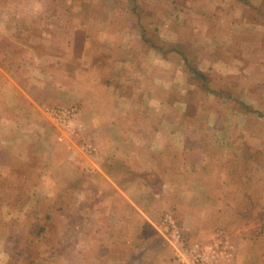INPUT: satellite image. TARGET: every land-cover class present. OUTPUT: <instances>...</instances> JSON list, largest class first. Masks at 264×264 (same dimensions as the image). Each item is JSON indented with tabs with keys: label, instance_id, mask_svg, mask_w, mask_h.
<instances>
[{
	"label": "crops",
	"instance_id": "1",
	"mask_svg": "<svg viewBox=\"0 0 264 264\" xmlns=\"http://www.w3.org/2000/svg\"><path fill=\"white\" fill-rule=\"evenodd\" d=\"M98 6L96 13L92 6L91 10L78 11L76 18L70 20L65 16L69 11L48 5V42L74 43L67 44L68 48L48 44L42 52L36 50L37 45L30 46L10 72L0 64V201L10 200L3 187L13 195L18 193L12 186L16 184L13 170L20 168L29 174L34 167L31 161L39 160L43 153L48 156V130H54L55 152L63 157L48 164L47 175L30 174L23 180L28 206H0V264L9 263L10 257L5 254L8 232L17 231L12 223L31 217L34 226L37 218L43 217L40 224L45 225L52 212L64 209L51 208L50 212L41 213L35 209V200L72 197L76 204L68 211L70 216L79 218V210L86 209L85 204L80 208L81 201L89 200L84 193L88 185L96 187V196H101L99 205L107 201L115 210L121 205L123 209H133L136 203L131 186L137 174L141 177L140 197H149L150 182L144 175L151 176L163 189L173 186L172 194L187 195L196 202L194 223L197 227L202 225L204 233L231 234L236 249L231 264H264V176L260 172L264 163L245 159L246 145L241 141L246 137L244 129L227 128L225 116L222 120L208 113L204 120L201 117L206 113L198 111L192 120H208L202 125L204 130L194 131L195 124L191 126L193 131L186 130L191 98L200 88L198 74L203 85L204 80L226 81L231 77L236 83L242 81L237 88L246 92L260 88V84L264 87V59L263 64L259 63L262 67L256 69L258 75L245 65L251 57L264 56V46L255 42L259 38L264 40V32L260 36L259 32L247 29H264V12L261 19L251 21L246 17V6L256 12L264 10V2L110 0ZM10 16L0 13V35H8ZM22 64L29 78L23 84L16 75ZM249 80L253 82L247 84ZM203 85L205 105L229 104L228 99L240 105L244 102L240 98L243 94L227 99L223 92L215 90L218 88ZM34 91L40 92L39 97ZM43 91L44 98L40 96ZM50 93L53 97L48 96ZM67 102L80 105L79 116L87 129L83 139L92 144L94 151L92 178L85 176L84 170L90 168H85L81 155L73 153L81 147L58 140L55 125L48 118L46 104L58 107ZM233 131H239L241 137L234 138ZM195 137L200 141L198 145ZM171 168L172 179L165 172ZM246 168L254 171L252 177L240 176ZM182 169L188 172L183 173ZM58 170L61 177L52 176ZM3 182L10 187L1 186ZM186 184L188 193L182 189ZM39 185L48 189L37 188ZM38 190L44 193L42 197ZM136 210L141 212L137 207ZM78 218L74 219L75 230L71 228L77 236ZM201 220L204 222L199 223ZM80 239L74 242L77 259L62 252L69 248L61 240L60 252L49 258L48 264H83Z\"/></svg>",
	"mask_w": 264,
	"mask_h": 264
},
{
	"label": "rangeland",
	"instance_id": "2",
	"mask_svg": "<svg viewBox=\"0 0 264 264\" xmlns=\"http://www.w3.org/2000/svg\"><path fill=\"white\" fill-rule=\"evenodd\" d=\"M114 1L115 0H111V2ZM262 1L264 2V0ZM103 2L110 3V0H0V13H10V17L12 19V23L8 29V35H0V64L2 65V68L6 69L7 72H10L12 67H14V64L17 65L20 60L22 61V54L25 53L30 46L37 45L36 50L42 52V50L48 49V44L68 48L67 44L74 43L60 40L48 42V5L49 7L53 6L57 9H66L69 13L65 14V16H67L70 20H74L78 11L84 12L89 9L91 10L92 6L95 7L96 13V9L99 7L98 5ZM263 12V9L254 12L246 6V17L251 21H257L258 18L261 19L260 16ZM119 14L120 13H117V18H119ZM0 26L2 25L0 24ZM203 27L204 26L202 25V30H204ZM13 29H15V31H13ZM247 29L250 30V32H264V29H256L252 28V26ZM247 33H249V31H247ZM260 36H263V34L260 33ZM14 37H16V39ZM256 41H258V44L264 46V40L259 38L255 39V42ZM75 49V47L72 49L73 52ZM2 55L6 57L5 60H3ZM263 59L264 56H256L254 58L251 57L249 60H246L245 65L246 67L249 66L252 71L255 72V75H258L256 69L257 67H262ZM260 62L262 64L259 66ZM21 66L23 67H19L16 75L17 81H20L23 84L26 80H29V78L25 65L22 64ZM197 77L200 79L198 80V78H196L200 88L197 89L196 93L191 98L193 102L190 110L191 112H187L186 114L189 115V125L186 130L188 129V131H193L191 127L193 124H195L194 131L204 130L202 125L205 126L206 122L208 123V120L204 121L208 113H213L222 120L225 116V118H228L226 123L227 128L234 126L235 129H244L246 137L241 141L244 145H246L244 151L245 159L253 158L255 162H258V164L264 163V96H262V93H264V87H261L260 84V88L248 89V92H246L244 89L237 88V84L242 85V81L240 82L239 80V82L236 83V79L231 77L226 81L219 78L214 80V78L212 80L209 79V81H206L205 83L204 80L205 85L218 88L215 90L223 92L222 95H224L227 99L232 96L239 97V95L237 96L238 93L243 94L240 98L244 101L242 103L244 107L238 102H232L230 99L227 100V103L230 102L229 104L209 105L207 103V105H205L204 95L206 89L204 90L202 88L203 81H201V78L198 75ZM248 82L251 84L253 81L249 80L247 81V84H249ZM226 85H230V87H226ZM262 85L264 86V84ZM31 91L29 90L30 93H32ZM255 91L257 95L255 94L254 96ZM34 93H36L39 97V91H34ZM50 95L53 97L54 94H48L49 97ZM40 96L44 98L46 96L45 91H43V94ZM48 96L46 97L47 100ZM52 97L49 101L52 100ZM46 105L48 106V118L50 121L52 120L55 125L54 129L57 131V136H59L58 140L61 139L66 141L68 144L79 146V148L81 147L80 151L73 153L74 155L76 153V156H78L77 154L81 155L80 157L82 159L80 160L83 162L85 168H90L89 170H84L85 173H87L85 176L92 178L94 176V171L92 170L93 161L91 158L93 157L94 151L92 144L83 139L85 138V132L87 129L84 127L79 116L81 113L79 107L80 105L71 102L58 104V107H53L48 104ZM61 108L65 110L74 108L76 110L74 119L67 123V125L61 124L63 122H60V118H58L53 112L54 110ZM198 111L203 115L205 113L206 114L204 117H201L204 119L203 121L194 123L192 117L194 118L196 112ZM7 114L10 115V112H7ZM242 117H245V120H243ZM189 126L191 128H189ZM51 132L48 130V156L43 153L39 160H36L35 162L31 161L32 165L34 164V167L31 168L32 171L28 169L29 174L27 171H23L20 168L17 171L13 170L14 172H11L12 177L15 178L13 181L16 182L15 185H11L14 186V188H17L16 190H18V193L13 195L11 191L4 190L3 187L5 196L9 194L8 198L10 200L6 201L5 199L4 201H0V206L11 205L13 208L28 206L30 201L26 200L27 190L25 191L26 187L23 186V180L30 174L41 177L45 174L47 175L49 170L48 164L53 163L52 161L54 160H60L63 158L61 153L55 152V137L53 135L56 136V134L53 129ZM233 132L234 138L241 137L238 134L239 131ZM195 138L197 140L196 145H198L200 141L198 137ZM188 146L189 145L187 144V147ZM78 169L82 170L81 167ZM159 171L162 172L161 169ZM181 171L183 173L188 172L186 169H182ZM59 172H61V170L54 171L52 176L61 177ZM165 172L169 173V178L172 179L173 169L171 168L169 170H165ZM253 172L254 171L251 169L246 168L244 171H240V176L244 174V176L248 175L252 177ZM260 172L263 177V165ZM187 175L188 174H185V176ZM146 176L148 175H144L145 179L150 182L147 186L150 192L148 195L149 197L147 198H142L139 195V190H141L140 187H142L139 183L141 177L137 174V176L133 177L134 179L132 178V181L135 183L133 182L134 185L131 187L134 202L136 203L133 209L130 207L123 209V205H119L121 208L115 210V206L108 204L107 201H105V205H99V197L101 196H96V187L88 185L84 188V193L85 196L88 195V198L86 199L89 200L81 201L80 208L82 209L85 204L86 209L84 208L82 211L79 210V218L77 216H70V210L68 211V209H72L74 204H76L73 202L72 197L68 200L66 199V196L64 198L63 195L62 199H59L58 201L57 199L55 201L35 200L34 204L36 205V211L45 213V210L50 212L51 208L53 209L59 207L64 208V212H52V216H49L45 225L40 224V222L43 223L44 221L43 217L37 218L39 221L37 225L34 226L31 224V217H22L19 223L17 221L12 223V226L14 225V228H16L17 231H11V233L8 232L10 238H8V243H6L5 246V254H8L10 257L8 264H48L49 258L51 259L55 254L58 255L57 252H60V249L58 248V241L60 242L61 240L63 244H67L69 248L62 250V252H65V255L71 259H77L78 256L74 247V242L75 240H78V238H81L80 240L83 242V248L81 251L83 255L82 259H84L83 264H177L174 259L175 248L171 243V233L168 231L167 223L165 222L167 218H171L175 222L177 229L180 230L181 234L184 236V240L189 243L199 242L206 244L214 241H225L235 247L231 234L223 233L222 236V234H218L217 232L209 231V233H204L202 225L200 226L201 228L198 226L200 229L197 227V223H194V216L197 214L194 206L196 202H192L187 195H178L176 193L172 194L173 186H168L163 189L160 184H157L156 182L154 183V178L151 176L146 178ZM4 185L10 187L7 182H3L1 184V186ZM39 187L40 189H48L44 186H37V188ZM69 187L75 188V186ZM188 187L189 186L187 184L182 186V189L185 188V190L183 189L184 192L186 191L188 193ZM183 190H181V193L184 194ZM38 194H40V197L44 195V193L39 190ZM136 207L141 209V212L137 211ZM77 218L79 220V236H77L76 231L73 232L71 230V228L75 230V227L73 228V226H76L77 222H75L74 219ZM197 218V220L200 219L198 216ZM116 220H118V222H116ZM201 222H204V220H201L199 223ZM118 223L124 226L121 227ZM40 227H42L41 230L39 229ZM7 229H9V227ZM63 229L65 230V233H62ZM117 229L118 231H116ZM76 237L78 238L76 239ZM1 250L2 249H0V251ZM235 251H233L230 260L224 262V264H231L232 261H234L236 254ZM82 255L80 256L79 254L80 257H82Z\"/></svg>",
	"mask_w": 264,
	"mask_h": 264
},
{
	"label": "built area",
	"instance_id": "3",
	"mask_svg": "<svg viewBox=\"0 0 264 264\" xmlns=\"http://www.w3.org/2000/svg\"><path fill=\"white\" fill-rule=\"evenodd\" d=\"M75 109H58L53 112L60 118L63 125L71 122L75 116ZM167 229L171 233L172 244L175 248L174 259L177 264H224L232 257L235 248L228 242L189 243L177 229L171 218L165 220Z\"/></svg>",
	"mask_w": 264,
	"mask_h": 264
},
{
	"label": "trees",
	"instance_id": "4",
	"mask_svg": "<svg viewBox=\"0 0 264 264\" xmlns=\"http://www.w3.org/2000/svg\"><path fill=\"white\" fill-rule=\"evenodd\" d=\"M199 77H202L201 75L198 74Z\"/></svg>",
	"mask_w": 264,
	"mask_h": 264
}]
</instances>
